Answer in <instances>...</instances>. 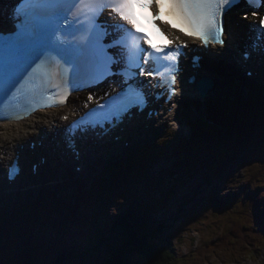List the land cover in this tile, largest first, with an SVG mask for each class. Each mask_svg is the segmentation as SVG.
Masks as SVG:
<instances>
[{
  "label": "rangeland",
  "instance_id": "obj_1",
  "mask_svg": "<svg viewBox=\"0 0 264 264\" xmlns=\"http://www.w3.org/2000/svg\"><path fill=\"white\" fill-rule=\"evenodd\" d=\"M182 112L180 109V128L172 129L178 137L190 134L185 123L194 117L191 112ZM261 129L264 138V125ZM163 131L160 128L150 132L151 141L144 143L141 139L133 151L143 146L162 145L157 137ZM262 145L264 143L254 141L238 154L237 160L224 167L216 161L229 153L226 146L219 147L223 153L213 159L209 149L192 150L190 147L187 150L177 139L174 147H161L155 159L140 170H118L117 163L113 165L116 173L113 177L110 173L112 163L108 161L110 165L106 163L102 176L107 178L105 188L91 186L92 178L73 186L68 178L71 176H65L63 181L57 176L38 198L14 206L0 199V264H54L65 248H73L78 253L65 264H105L110 257L106 241L120 245L118 235L115 236L116 232L109 225L115 214L125 211L134 201L149 209L146 214L149 229H152L150 237L160 242L170 235L179 253L177 256L188 262L174 264H202V259L198 262L195 257L188 261L187 255L201 244L220 239L230 222L233 223L237 216H245L253 207V196L264 181ZM125 156L120 155L118 162ZM218 169L222 170L220 175L215 174ZM101 180L104 178L98 179ZM220 202L225 203L223 210ZM7 204L9 207L4 212ZM33 205L42 211L41 215L31 214ZM53 213L56 217L63 215L56 225ZM37 218L41 220L32 223ZM30 225L33 229H28ZM5 230L11 234H6ZM108 236L113 237L107 239ZM28 240H32L30 249L26 245ZM129 241L130 237L127 242L133 244ZM235 257L217 253L203 264H264V247ZM139 259V253L133 251L128 262L133 264Z\"/></svg>",
  "mask_w": 264,
  "mask_h": 264
},
{
  "label": "snow or ice",
  "instance_id": "obj_2",
  "mask_svg": "<svg viewBox=\"0 0 264 264\" xmlns=\"http://www.w3.org/2000/svg\"><path fill=\"white\" fill-rule=\"evenodd\" d=\"M232 0H79V8H90L102 10L104 7L110 6L112 11L119 15L121 20L127 22L128 25L135 27V12L134 4L139 3L141 8H151L155 5L159 12L154 14V19H159L161 16L169 18L168 22L177 26L181 31H185L188 35L198 36L205 44L210 39L223 44L222 36L224 34L223 16L225 6L229 5ZM255 0H249V3H254ZM23 4H45L51 7L67 6L66 10L56 11L45 20H38L31 12L23 10L22 7L14 9L16 22L14 30L5 33L0 30V89L4 94L16 89L20 90L23 83L31 77L45 60H55L59 57L65 63L72 65V75L76 76V60L81 54V48L87 47L91 43V39H85L83 45L68 43L63 37V33L74 35L77 32L84 30V23L79 26H74V23H69L72 20L67 15V12L72 11L76 0H22ZM253 15H256L253 12ZM63 19L68 28H62L59 21ZM102 27L93 23V28ZM118 30H123L125 33H131L130 28H125L122 24L113 25ZM259 28L264 31V18L259 21ZM71 29V31H69ZM140 38L148 43L151 49L156 53H164L163 45L151 44L149 37L140 32L137 28ZM103 48L102 44H98ZM112 45H109L111 47ZM116 46H120L118 43ZM140 52H145L140 45L135 46ZM172 61L177 59L176 55L169 57ZM147 62V56L144 58ZM40 60V64L36 61ZM106 66L110 67L114 58L107 56L105 49ZM130 62V58H129ZM58 64L59 61L57 60ZM36 65L34 68L33 65ZM31 69V71H29ZM27 73V75H25ZM143 74V69H141ZM152 73H149L151 75ZM172 82L175 83V76H172ZM65 83H71L66 81ZM91 99V97H89ZM142 99V98H141ZM101 108L104 106L101 105ZM82 123L76 122L70 126L74 131ZM83 131V129H81ZM16 169L9 170V176Z\"/></svg>",
  "mask_w": 264,
  "mask_h": 264
},
{
  "label": "trees",
  "instance_id": "obj_3",
  "mask_svg": "<svg viewBox=\"0 0 264 264\" xmlns=\"http://www.w3.org/2000/svg\"><path fill=\"white\" fill-rule=\"evenodd\" d=\"M232 114L226 118L215 117L218 122L216 125L204 126L199 124L201 126H198L194 124L192 145L211 147L213 145L227 146L232 144L237 149L236 152L245 149L248 140L257 128L256 126L250 128L251 130L248 128L250 131L244 134L243 130L247 128L242 126L243 111L238 108L233 110ZM261 206H264V188L256 195L253 208L248 211L246 218L243 221L239 218L234 219L229 232L222 235L223 241L218 244H209L204 248L201 245L199 249L197 248L196 254H194L196 249L190 254V258L194 259L195 257L196 261L199 262L201 259L203 261L205 256L216 252V250L227 252V248L236 249L231 253L239 254L262 242L264 240V212ZM138 207L137 203H133L127 211L116 215L110 223L109 227L111 226L116 232L115 236L118 235L120 245L116 246L115 241H113L114 243L111 240H108L110 242L106 241L110 250V257L105 264H129L128 258L133 251L140 255V259L133 264H174V262H181V259L177 258V252L172 242H156L155 237H150L152 231L147 227L145 218L137 216ZM126 229H128L127 234H125ZM119 231L121 234H118ZM28 234L34 233L30 231ZM128 237L131 238L129 242L133 244L127 242ZM107 239H111V237L108 236ZM31 243L26 244L29 249ZM73 253L75 254L73 248L61 251L54 260V264L66 262L68 258L72 257L71 255H74Z\"/></svg>",
  "mask_w": 264,
  "mask_h": 264
},
{
  "label": "bare ground",
  "instance_id": "obj_4",
  "mask_svg": "<svg viewBox=\"0 0 264 264\" xmlns=\"http://www.w3.org/2000/svg\"><path fill=\"white\" fill-rule=\"evenodd\" d=\"M1 1V0H0ZM247 1V0H246ZM231 14V19H236L237 21H241L239 18V11L236 9V10H232L230 12ZM248 22L246 21L245 24H247ZM242 25V24H240ZM131 34L132 38L135 40L136 44H138V41H137V35H135L133 32L129 33ZM260 37L261 34H259ZM241 44L243 46L246 45V43H244L243 41H241ZM224 50L225 52L221 55V56H218V60L221 61V62H224L226 63V65L228 66L229 69H232L231 65H230V59H231V56H230V51H228L227 49H222ZM241 52H244L241 50ZM252 55H254L255 53L254 52H250ZM216 59V58H215ZM206 63H210V62H206ZM236 65V64H235ZM256 67L258 68V71L262 72L263 71V68H264V65L261 66V65H256ZM214 73V71H213ZM258 78L259 80L264 81V75H260L258 74ZM262 98H264V96H262ZM259 110H264V107L263 106H259L258 107ZM49 122H52V120L50 119L47 123H39V126L38 127H34V129L30 128L28 130H24L21 129L20 131H16V128L15 126H19L21 125V123L27 125V123L25 122H20L19 120H17V122H10V126H9V129L12 130L14 129L15 132H4L3 134H0V166H2V164L8 160V158H10L15 150V146L18 144V143H21V142H25L26 140H29L31 138H34L35 135L39 132V129H43L45 133H48V129L52 126L51 123ZM54 123V122H52ZM7 127V126H6ZM27 127V126H25ZM28 128V127H27ZM167 127L164 128V132H162V134L159 136V139H163L165 137H167ZM91 159H93V156L91 155L90 156ZM104 160L101 159V162H103ZM7 162V161H6ZM58 167V165H57ZM59 170H62L60 167H59ZM51 174L54 175V171L53 169H51ZM49 177V176H48ZM204 188V186L202 187ZM6 202L10 203V200L11 199H4ZM11 205H14V203L11 202ZM9 205H4V212L7 211ZM249 213V212H248ZM249 216V214H248ZM246 218V216L244 217ZM242 254V253H239V255Z\"/></svg>",
  "mask_w": 264,
  "mask_h": 264
}]
</instances>
